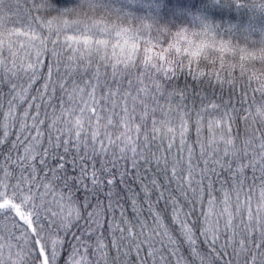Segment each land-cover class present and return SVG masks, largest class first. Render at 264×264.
<instances>
[{"label":"snow or ice","instance_id":"snow-or-ice-1","mask_svg":"<svg viewBox=\"0 0 264 264\" xmlns=\"http://www.w3.org/2000/svg\"><path fill=\"white\" fill-rule=\"evenodd\" d=\"M133 5L0 0V264H264V0Z\"/></svg>","mask_w":264,"mask_h":264},{"label":"trees","instance_id":"trees-1","mask_svg":"<svg viewBox=\"0 0 264 264\" xmlns=\"http://www.w3.org/2000/svg\"><path fill=\"white\" fill-rule=\"evenodd\" d=\"M176 2H183V3L189 4V5H196L199 3V0H173V3H176ZM52 3L55 6L54 10H59V9H63V8H74L79 3V0H52ZM112 3L115 4L116 6H122L126 3H129V0H112ZM153 3H154V0H142V4L144 5V7L142 9L138 5H133L132 8L134 11H137L138 15H143L145 12L148 11L147 6H149ZM193 10H195V9L193 8ZM224 18L227 19L228 15L226 14ZM168 19H169V21H171V17H169ZM213 19L219 20L220 17L215 16V17H213ZM257 19H258V22L264 23V20H262L260 18H257ZM171 22L173 25L176 23L175 21H171ZM183 23L186 24L185 25L186 27H189L190 31L194 30L192 25L187 24L188 23L187 19L184 20ZM172 31L173 32L176 31L174 26H173ZM221 38L232 39L233 43L238 42L236 38H233V37H230L227 35H224L223 37H219V36L217 37L218 40ZM258 38H259V34L253 33L252 38L248 41V43L246 45L243 42H240V44L243 47H248L249 51H253L254 49L252 47V41H256V40H258ZM170 39H171V37L168 36L167 34H165V36L161 37V39L159 41L160 47H167ZM117 42H118L117 39L113 38L112 43H117ZM119 42L123 43L122 40H120ZM258 47H259V44L257 43L256 48H258ZM157 50H159V48ZM117 51H119V49H117ZM141 51H142V48H141ZM173 55H175L174 52H173ZM218 56H219L218 52H216L215 50H210V58L208 60H206L202 56L200 58V60L198 61V63L200 64L201 67H203L205 64H210L211 58L218 57ZM225 56H226V61H225L223 68H221L220 60L218 58L216 59V68L220 69L222 75H227L229 72H233L237 77H239L240 73H241V70L239 67V63H240L239 54L237 53V54L233 55L232 53H225ZM185 63H187L186 58H185ZM246 63L250 68L254 67L257 70L261 69V60L259 59V54H257L256 58L247 60ZM233 65H234V67H233ZM0 75H2V73H0ZM244 81H245V83L248 82V74H246L244 76ZM252 86L256 87L255 81L252 82ZM257 95H259V94L257 93ZM249 96H251V92L249 93ZM192 137H193V139L195 138L194 129L192 131Z\"/></svg>","mask_w":264,"mask_h":264}]
</instances>
